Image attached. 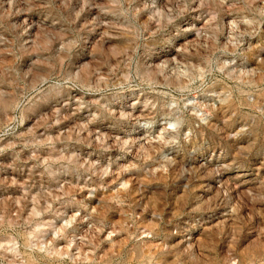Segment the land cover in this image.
Wrapping results in <instances>:
<instances>
[{
    "label": "rangeland",
    "instance_id": "rangeland-1",
    "mask_svg": "<svg viewBox=\"0 0 264 264\" xmlns=\"http://www.w3.org/2000/svg\"><path fill=\"white\" fill-rule=\"evenodd\" d=\"M0 264H264V0H0Z\"/></svg>",
    "mask_w": 264,
    "mask_h": 264
}]
</instances>
